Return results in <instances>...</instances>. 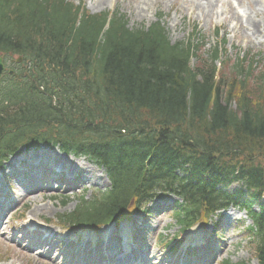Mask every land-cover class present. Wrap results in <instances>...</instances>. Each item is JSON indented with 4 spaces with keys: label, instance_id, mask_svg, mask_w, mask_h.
Masks as SVG:
<instances>
[{
    "label": "trees",
    "instance_id": "trees-1",
    "mask_svg": "<svg viewBox=\"0 0 264 264\" xmlns=\"http://www.w3.org/2000/svg\"><path fill=\"white\" fill-rule=\"evenodd\" d=\"M70 17L59 0H0V51H29L39 54V66L56 67L49 77L34 67L24 78L18 73L19 80L0 78V159L21 145L61 142L114 174L100 205L66 221L113 220L130 198L151 196L163 180L196 211L216 205L200 186L205 174L212 184L236 179L264 188V79L250 83L252 66L245 76L240 62L229 83L216 86L212 62L188 65L190 45L172 48L156 29L130 32L120 22L100 36L97 17L87 19L99 27L91 31L86 24L75 28ZM38 33L43 43L33 39ZM32 44L38 51L29 50ZM185 160L202 177L199 183L183 184L174 174ZM254 218L256 255L264 264V211Z\"/></svg>",
    "mask_w": 264,
    "mask_h": 264
},
{
    "label": "rangeland",
    "instance_id": "rangeland-1",
    "mask_svg": "<svg viewBox=\"0 0 264 264\" xmlns=\"http://www.w3.org/2000/svg\"><path fill=\"white\" fill-rule=\"evenodd\" d=\"M74 2H80L86 5L87 9L92 13H99L102 11H118L119 13L125 15V18L128 21L129 27H136L139 25H150L152 22L156 21L158 16H162V20L169 32L170 39L174 41H180L187 37V35L192 31L194 26L202 31V33L207 32L209 39L208 44H214L219 42L220 39L226 40V45L224 50H226V55L230 57L231 61L234 62L239 54L242 57L243 54L250 52L251 54L256 55L257 52L264 56V0H236L234 6L238 7L239 4L243 5V8L252 12L253 7L256 4L258 8V15L256 17L259 27L258 34L251 39V41L245 37L241 30H236L235 23L231 21L230 14H225L222 18L219 17L217 20H209L205 16L201 17L198 14V11L192 13L191 21L189 17L184 18L182 23H179L180 14L179 11L184 12L185 5L178 7L177 0H163V3L159 5H151L150 8L143 12V15L134 12V8L140 4V0H105L103 4H98L96 0H73ZM137 3V4H136ZM180 3V2H179ZM183 4V3H181ZM180 8V10H177ZM242 12V10L239 8ZM210 12V10L208 9ZM187 11H185L186 14ZM197 19V22L194 20ZM215 29V30H214ZM213 31H218L217 38L213 36ZM257 59H260L264 63V58L258 55ZM83 168L86 167V164L83 162H78ZM87 175L93 174V178L96 183L99 182L107 188L109 186L108 181L103 175L101 170L95 168L86 167ZM96 171V172H95ZM92 185V184H91ZM94 186V185H93ZM92 187V186H91ZM95 188L92 187L91 190ZM90 190V191H91ZM81 189L78 190H44L38 193L29 195L28 199L26 198L27 206L24 210L26 215L30 218L37 219L38 221L43 218L53 219L57 214L69 212L75 209V206L80 199ZM31 212L35 213L36 216H31ZM31 214V215H30ZM30 218V219H31ZM165 218L161 224V231L165 225L167 229L162 231L163 236L168 234L169 238L177 235L179 232V227L176 225L173 218ZM36 220V221H37ZM8 237L1 238L0 236V264H50L49 261L33 257L32 255L26 254L27 251L21 250L14 242H11L13 234L12 231L7 229ZM230 239L224 238L228 242V245L225 247L221 259L214 264H221L222 260L228 259L233 263L240 264H257L254 254V247L248 243V240L241 234H236L234 237L227 232ZM166 237V236H165ZM231 241V242H230ZM153 242V241H152ZM63 248V247H62ZM159 251V252H158ZM155 251L157 255L163 257L164 254L168 251L167 249H162Z\"/></svg>",
    "mask_w": 264,
    "mask_h": 264
},
{
    "label": "bare ground",
    "instance_id": "bare-ground-1",
    "mask_svg": "<svg viewBox=\"0 0 264 264\" xmlns=\"http://www.w3.org/2000/svg\"><path fill=\"white\" fill-rule=\"evenodd\" d=\"M214 1L215 0H205V3L206 5L208 4L213 5ZM95 2H97L98 4H103L105 0H96ZM224 3H228L227 0H225ZM153 4H154L153 0H146L144 2L140 1V4L137 5L136 8H134V12L137 11L138 13L143 15V12L148 10L150 6ZM225 5H227V10L223 9V11H225L226 13L228 12V14H230L231 21L235 22L236 30L240 29L241 33L251 41L250 36L255 37L258 34L259 23L256 17L259 11H258L257 6L253 7L252 12H247L246 14H242L240 16L238 13H235L232 11V7L231 8L229 7V10H228V4H225ZM244 29L246 31H244ZM31 214L32 216H36L34 212L33 213L31 212Z\"/></svg>",
    "mask_w": 264,
    "mask_h": 264
},
{
    "label": "water",
    "instance_id": "water-1",
    "mask_svg": "<svg viewBox=\"0 0 264 264\" xmlns=\"http://www.w3.org/2000/svg\"><path fill=\"white\" fill-rule=\"evenodd\" d=\"M2 69H3V65H2L1 58H0V74H1V72H2Z\"/></svg>",
    "mask_w": 264,
    "mask_h": 264
}]
</instances>
